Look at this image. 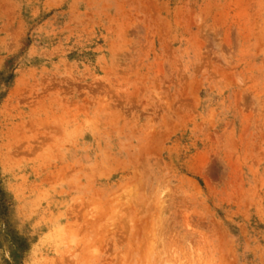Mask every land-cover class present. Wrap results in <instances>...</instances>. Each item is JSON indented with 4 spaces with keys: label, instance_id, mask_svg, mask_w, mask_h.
Here are the masks:
<instances>
[{
    "label": "rangeland",
    "instance_id": "374dc122",
    "mask_svg": "<svg viewBox=\"0 0 264 264\" xmlns=\"http://www.w3.org/2000/svg\"><path fill=\"white\" fill-rule=\"evenodd\" d=\"M0 264H264V0H0Z\"/></svg>",
    "mask_w": 264,
    "mask_h": 264
}]
</instances>
